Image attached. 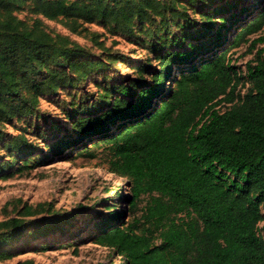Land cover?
I'll use <instances>...</instances> for the list:
<instances>
[{
  "label": "trees",
  "instance_id": "trees-1",
  "mask_svg": "<svg viewBox=\"0 0 264 264\" xmlns=\"http://www.w3.org/2000/svg\"><path fill=\"white\" fill-rule=\"evenodd\" d=\"M15 1L0 0V123L36 113L40 96L109 66L100 57L81 58L79 44L37 20L27 25L13 14ZM199 1L211 7L200 9L201 21L180 9L178 0H33L34 11L62 18L74 32L97 20L131 35L152 16H160L166 28L169 43H150L162 50L152 81L116 82L97 101L77 102L66 112L74 136L55 140V146L88 141L76 153L88 156L104 145L109 169L127 180L129 208L148 195L141 214L130 221L116 209L93 216L101 225L96 241L124 264H264L258 226L264 218V33L250 41L262 45L247 65L250 86L239 93L242 76L228 55L264 29V0H256L251 12L239 0ZM169 22L180 28L178 34H170ZM232 25L234 31L223 37ZM209 32V42L222 40L223 49L172 73L201 55ZM222 102L229 105L221 110L216 106ZM3 136L0 129V140ZM25 140L12 136L5 145L15 150ZM39 212L45 214L24 217ZM75 212L25 204L17 216L0 220V247L30 224L40 235L61 231Z\"/></svg>",
  "mask_w": 264,
  "mask_h": 264
},
{
  "label": "rangeland",
  "instance_id": "rangeland-1",
  "mask_svg": "<svg viewBox=\"0 0 264 264\" xmlns=\"http://www.w3.org/2000/svg\"><path fill=\"white\" fill-rule=\"evenodd\" d=\"M178 1L180 9L185 7L189 16L198 21L202 19L200 9L206 11L211 8L199 0L194 4L186 0ZM239 1L250 12L256 4V0ZM236 9L234 7L233 11ZM13 14L29 26L37 20L50 33L66 36L79 44L84 50L81 58L100 57L108 61L109 66L89 74L75 86L40 96L36 113L0 123L4 134L0 140V220L17 216L25 204L35 206L40 202L54 210L76 211L71 223L61 231L40 235L31 230L34 224L28 225L19 237L2 244L0 251L4 254L0 255V264H17L27 260L45 264H124L123 258L111 247L96 241L101 225L98 217L93 216L96 213L108 214L116 209L124 212V219L130 221L134 215L141 214L148 195L142 194L136 206L129 208L127 180L109 169L108 152L104 145L93 147L94 156H88L76 154L84 145H89L88 141L76 146L64 142L55 146V140L62 136L70 139L74 136L72 118L66 116V112L75 109L77 102L97 101L104 87L116 82L138 77L152 81L151 72L161 66L159 53L162 50L154 51L150 43H169L163 35L166 28L162 27L160 16H152L145 21L141 31L131 35L114 31L97 20L84 23L82 27L86 31L80 27L74 32L62 18L48 19L34 11L33 0H16ZM222 15H227V12ZM234 26L222 36L229 37ZM145 27L149 30L145 31ZM168 30L170 34H178L180 28L169 22ZM210 33L205 37L204 46L200 47L201 55L198 54L200 56L188 64L174 66L172 73L198 63L201 57L211 55L216 49H223L225 44L222 40L213 44L209 42ZM260 33H264V29L248 35L247 42L228 51L231 63L242 76L238 93L250 86L247 65L254 62L262 45L256 42L250 46V41ZM168 85L171 82L167 81ZM228 105L222 102L216 107L222 110ZM12 136L24 137V146L9 149L5 143ZM44 214L39 212L24 217L32 219ZM258 226L260 233H264V218Z\"/></svg>",
  "mask_w": 264,
  "mask_h": 264
}]
</instances>
